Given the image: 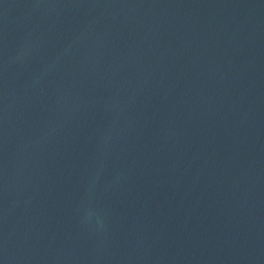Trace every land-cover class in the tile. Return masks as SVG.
Returning a JSON list of instances; mask_svg holds the SVG:
<instances>
[{
    "label": "water",
    "instance_id": "95a60500",
    "mask_svg": "<svg viewBox=\"0 0 264 264\" xmlns=\"http://www.w3.org/2000/svg\"><path fill=\"white\" fill-rule=\"evenodd\" d=\"M0 264H264V0H0Z\"/></svg>",
    "mask_w": 264,
    "mask_h": 264
}]
</instances>
